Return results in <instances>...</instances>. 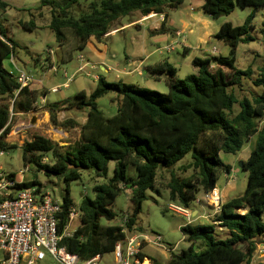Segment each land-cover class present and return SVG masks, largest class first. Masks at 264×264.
I'll return each instance as SVG.
<instances>
[{
  "label": "trees",
  "instance_id": "16d2710c",
  "mask_svg": "<svg viewBox=\"0 0 264 264\" xmlns=\"http://www.w3.org/2000/svg\"><path fill=\"white\" fill-rule=\"evenodd\" d=\"M186 1L41 0L39 6L29 11L32 20L21 25L24 30L34 31L37 29L34 17L49 14L47 27L55 35L63 60H71L72 52L83 51L92 38L102 42L119 19L134 13L168 15ZM203 1V11L212 20L230 15L236 7L264 10V0ZM9 7L0 0V12H6ZM252 18L250 16L243 26L223 24L212 38L229 48L228 56L194 58L192 65L197 69L196 74L179 80L171 64L165 62L149 68L151 74L168 75L165 94L122 82L111 83L99 77L90 94L82 91L60 105H47L54 126L64 129L78 126L72 120L61 122L58 112L62 110L84 111L86 121L74 144L60 146L40 135L26 142L21 148L26 167L32 164L36 173L69 183L80 180L82 171L89 170H93L97 178H105L109 164L115 163L109 184L95 186L94 198L82 200L77 209L79 226L71 237L65 232L70 223V209L75 206L68 192L63 197L61 212L57 215L58 234L62 236L60 246L82 261L112 254L115 245L125 240V234L121 226H102L100 220L112 222L118 218L112 206L123 190L131 192L133 212L126 217L128 232L133 234L148 191L158 194L159 189H166L171 204L190 210L199 193L213 192L220 175L231 173L233 167L226 164L221 155H236L256 137L255 146L244 162V170L248 172L244 194L222 203L212 224L183 226L181 232L190 247L180 254L170 249L168 263L253 264L258 246L264 245V126L259 128L260 123H264V66L254 81L255 86L262 88L259 96L253 101L240 100L233 93L245 78L253 75L251 69L240 71L235 66L238 45L253 41L249 36ZM155 32L163 34V27ZM16 48L8 29L0 22V149L4 152L18 149L15 144L6 142L12 129L11 108L15 114L36 111L38 99L46 96L45 91H35L29 86L21 88L5 67ZM114 93L119 97V108L116 115L108 118L99 109L98 101ZM236 104L240 108L237 113L234 112ZM49 153L54 159L52 164L45 162ZM188 155L191 163L178 166ZM130 167L134 177L128 176ZM188 168L193 170L192 174L182 177V172ZM8 175L17 177L13 173ZM34 187L37 194L44 193L37 178L17 186L18 189ZM144 248L145 241L140 259L145 258ZM152 264L160 263L152 260Z\"/></svg>",
  "mask_w": 264,
  "mask_h": 264
},
{
  "label": "rangeland",
  "instance_id": "374dc122",
  "mask_svg": "<svg viewBox=\"0 0 264 264\" xmlns=\"http://www.w3.org/2000/svg\"><path fill=\"white\" fill-rule=\"evenodd\" d=\"M3 1L9 4L10 7L6 12H0V22L8 29L9 38L17 44L15 54L12 55L11 59L6 60L5 67L9 71L11 70V74L16 76V66L20 72L33 79V84H36L37 87L45 88L46 92H48L46 102L48 101L49 105L53 104L51 102H62L63 100L73 99L75 95L81 91L90 94L96 88L97 79L99 77H103L106 81L111 83L122 82L126 85L163 94L168 92L166 83L167 74L159 73L154 75L148 71L145 73L144 68L147 67L149 62L140 66L141 60L158 48L154 41L155 34L165 35L162 33L157 34L158 32L149 35L147 31L148 24L153 21H158L159 15L148 22L137 23V26L140 25L141 28L136 26L127 27L114 35L108 36L102 42H97L93 38L90 40V43L99 50H107L105 51L107 52V62L105 64L109 65V63L114 64L117 62L118 71L105 73L101 71L99 67H97V70H92L91 67H88L85 72H80L79 68L81 62L78 57L82 56L86 58L85 61L91 60L92 53L90 44L83 51H73L71 60H63L64 55L56 41L55 35L47 27V24L50 22L49 14L45 12L42 18L38 16L34 17L37 24V29L34 31L24 30L21 25V23L32 20L29 11L39 6L40 3L38 4V0ZM187 5H189L188 2ZM168 14L176 20L181 17L188 19L190 15L194 17L197 14L202 15L204 19L202 23L191 25L180 37H177L174 31L173 35H170L169 40L161 44V47L158 48L160 49L166 46L172 47L173 51L171 54L164 52V56H162L158 51L153 55L154 59H152L151 62L155 59L169 61L170 58L176 69V77L179 80L185 79L187 76L193 74L194 66L189 64V59L195 54L200 58L206 57L208 55L206 50L211 47L212 43L217 45L219 52L223 50L225 44L212 38L218 33L223 24L229 23L234 27L243 26L247 22V19L253 16L251 22L252 29L249 32V36L253 41L247 44L240 43L238 45L235 63L238 70L246 71L251 69L253 75L250 78H245L242 85L235 88L234 92H232L238 99L242 100L247 98L250 101H253L256 96L262 93V88L254 84V81H256L259 76V70L264 66V10L262 8L254 9L249 7L240 9L236 7L230 15L220 17L216 20L210 19L201 9L192 11L191 7L185 10L184 7L181 6L177 10L170 11ZM141 17L142 15L139 13L123 17L112 26L111 30H113L114 27L120 28L121 26L138 21ZM190 30H192V33ZM207 34L210 37L209 39H205V35ZM185 39L190 48L188 55L183 54V47L181 44ZM173 40L174 43H170V41ZM50 51L52 52L51 55L49 54ZM128 61H133L134 65L132 67H127ZM124 69L127 71L126 74L122 73ZM139 72H141V74H139ZM88 73H90V76L87 75ZM54 88H60V90L55 93L52 91ZM40 104L41 98L37 101L38 110L17 116L15 115L11 119L12 129L7 136L6 142L15 144L18 149L10 150L0 155V168L7 174H15L19 180L24 182H30L37 178L39 183L43 185V192L49 194L54 201L59 203L62 202L63 197L68 192L75 208L78 209L85 197L94 198L93 189L95 186L109 184V181L114 176L115 163L111 162L109 164L108 174L105 178H97L95 172L89 170L82 171L80 180L69 183L56 177L48 178L42 173H36L35 166L32 164H29V170L21 175L20 172L26 169L22 160L23 151L21 148L26 142L32 140L34 136H44L60 146L74 144L80 138V128L64 129L51 124L50 117L46 114L47 111H45V108L41 107ZM98 107L108 118L116 115L119 108L118 95L114 93L101 98L98 101ZM239 109V106L236 104L234 106V112H239ZM59 120L61 122L66 120L75 121L74 119H69V113L66 117H62V114L59 115ZM263 126L264 123H260L259 128ZM255 143L256 137H253L250 142L244 145L241 152L236 155H221L222 160L226 164H231L233 167L229 177L226 178L221 174L217 183L219 189H224L225 192L228 191L227 196L229 199L243 195L247 188L248 172L244 169H239V164L247 160ZM45 159V162L48 164L54 162L53 156L50 153L46 154ZM190 163L191 156L188 155L178 166H188ZM192 172L193 170L188 168L186 172H182L181 176L188 177ZM128 176H135L132 167L128 169ZM160 183H163L162 179ZM159 186L163 188V184ZM130 197L131 192L127 189L123 190L112 206V210L118 215V218L112 222L101 219V225L120 226L122 222L121 217L131 215L133 212V204ZM199 199L202 201V204L197 202ZM197 201L192 203L191 210H194L195 207H202L206 212H211L213 210L207 205L208 201L204 193H199ZM200 204L203 206H200ZM170 205L171 203L166 189H159L158 194L148 191L146 193V200L142 205V210L137 217L136 229L133 233L137 236H141V242L144 241L145 235L160 238L158 244L150 245L142 250L147 258L155 260L160 264H168V251L170 249L174 250V254H180L183 250H187L188 242L181 232V226L183 224L187 225V221L183 216L170 212ZM193 220L192 218V221ZM195 224L208 226L211 223L209 220H200ZM78 226L79 220L76 218L70 224L68 231L73 232ZM39 264L60 263L46 254V259ZM100 264H116V259L113 254L109 253L102 257Z\"/></svg>",
  "mask_w": 264,
  "mask_h": 264
},
{
  "label": "built area",
  "instance_id": "2783aa9c",
  "mask_svg": "<svg viewBox=\"0 0 264 264\" xmlns=\"http://www.w3.org/2000/svg\"><path fill=\"white\" fill-rule=\"evenodd\" d=\"M160 16L164 22V15ZM181 35V32H176L177 37ZM158 51L161 54L171 53L173 48L166 46ZM212 52L217 53V50L213 48ZM49 54L51 55L52 52L50 51ZM80 62L79 71L85 72L88 66L84 63V58L81 57ZM52 68L54 69L53 66ZM91 69L96 70L97 67L91 66ZM87 75L90 76V73ZM15 78L21 88L33 82L31 77L22 72H19ZM59 90L60 88H57L53 92ZM41 103V107H44V98H41ZM15 115L17 116L11 108V119ZM3 154L4 151L0 149V155ZM28 170L29 167H26L20 174L23 175ZM229 174H225V177L228 178ZM22 182L18 177H10L0 168V264H39L46 259V254L60 264H100L102 259L100 255L82 261L77 255L60 246L62 236L58 234L57 215L61 212V203L54 201L49 194H37L35 187L18 189L17 186ZM205 198L213 208L214 214L219 213L222 205L220 194L214 190L205 194ZM169 211L183 216L187 225L192 224L190 210L171 204ZM76 218L80 221V213L75 207H71L69 226ZM127 222V217H124L120 225L123 229L122 233L125 234V240L118 242L112 253L116 264H152L146 258L140 259L141 236L129 234ZM75 231L70 232L67 229L65 235L71 237ZM156 241L159 243L160 238L156 237Z\"/></svg>",
  "mask_w": 264,
  "mask_h": 264
},
{
  "label": "crops",
  "instance_id": "0c3cea01",
  "mask_svg": "<svg viewBox=\"0 0 264 264\" xmlns=\"http://www.w3.org/2000/svg\"><path fill=\"white\" fill-rule=\"evenodd\" d=\"M40 1L41 0H38V4L40 3ZM187 2L189 3V5H187ZM194 5H196V6H194ZM203 5H204V1L203 0H187L182 5V7H184L185 10H188L189 7H191V10L194 11V10H198V9L203 10ZM192 6H194V7H192ZM139 14H141V13H139ZM163 15L165 17V21L164 22H162L161 16L159 15L158 21L150 22L148 24V26H147V31H148L149 35L154 34L155 31H159L163 27V34H165V35H156L155 34V37H154L155 45H157L158 48L161 47V44H163V43H165L166 41L169 40L170 35H173L174 31L175 32L184 33L185 31L188 30V28L191 25H195L196 23H202V22H204V19H203L202 15H198V14L195 15L194 17L192 15H190L188 17V19H185V17H181L178 20H176L175 18L171 17L169 14L168 15L163 14ZM156 16H157V14H150L148 16L142 15V17L138 21H134V22H132V23H130L128 25L121 26L120 28L114 27L113 30H111L110 33L104 39H106L108 36H111V35H114V34L118 33L119 31H121V30H123V29H125L127 27L136 26L138 28H141L140 25L137 26V23L140 24V23H143V22H148V21L154 19ZM190 32L192 33V30H190ZM206 38L207 39L210 38L208 36V34L205 35V39ZM170 43H174V40L173 41H170ZM89 44H90L91 53H92L91 60H86L87 61L86 62L85 61L86 58H84L82 56H79L78 57L79 60L82 57V58H84V61H85L84 63L88 67H91V66L99 67L100 70L103 71V72H105V73L118 71V63L117 62L114 63V64L109 63V65H106L105 64L107 62V59H106L107 58V55H106L107 52H105V51H107V50L101 51L98 48H96V46H94L92 43L89 42L88 45ZM181 44H182V47H183V54L184 55H188L190 48L187 45L186 39ZM210 44H211V41H210ZM158 48L155 49V51H153V52L149 53L148 55H146L141 60L140 66L143 65V64H145L146 62H149L148 65H147V67L144 68L145 73L148 71L149 68L154 67L156 65H159L160 63H165L166 62L168 64H171L174 67V64H173V62H171L170 58H169V61H167V60H156L155 59V60H153L151 62V60L154 59L153 58L154 53L158 52ZM213 48H215L217 50V53H213L212 52V49ZM206 52L208 53V55L206 57H203L202 59H206V58H209L210 59V58L215 57V56H227L228 53H229V48L225 45V47L223 48V50H221V52H219V50L217 49V45L212 43L211 47H209L208 50H206ZM159 54L162 55V56H164L161 53H159ZM168 54H171V53H168ZM194 58H200V57L197 54H195L192 58L189 59V64L192 65V61H193ZM133 65H134V62L133 61L132 62L131 61H128L127 67H132ZM15 69H16V72H17L15 74H18L20 72V70H18L16 66H15ZM122 73L123 74L124 73L126 74L127 73L126 69H124ZM196 73H197V69L194 68L193 74H196ZM29 87H30V89L35 90V91H43L44 90L46 92L45 88L37 87L36 84H33V83H31L29 85ZM54 89H57V88H54ZM54 89L52 91H54ZM47 95H48V92H46V96L44 97V104H43V106L45 108L44 110L47 111L46 112L47 116L50 117L49 112L47 110V105H49L48 104V101L46 102ZM65 101L66 100H63L62 102H51V103H53V104H59L60 105V104H62ZM41 105H42V103L40 104V106ZM61 108L63 109V106ZM66 112L69 113V119H74L77 122L78 126H76L75 128H80L81 125H83L85 123V121H86V114H85V112H82V111H79V110H76V109H72V110H62V111L58 112V116L62 114V117H66V115H68V113H66ZM17 115H21V114H17ZM80 131H81V128H80ZM229 165L232 166L231 164H229ZM224 176H225V174H224ZM216 191L220 194L222 203H224V202H226V201L229 200V198L227 196L228 195V191L225 192L224 189H219L218 187H217ZM223 191H224V193H223ZM201 204H202V202H201ZM201 204H200V206H203ZM207 205L209 207H211L209 205V203ZM211 209H213V208L211 207ZM190 211H191V216L194 219L192 221L193 222L192 225H196L195 223L198 222V221H200V220H209L210 223L212 224V219L215 216L214 210H212L211 211L212 213H211V212H206L204 210V208H202V207H200V208L199 207H195L194 210H191L190 209ZM185 225L183 224L181 226V228L183 226H185ZM217 228H218V230L221 231V228H219V226ZM144 237H145L144 238V241H145V248L144 249H146L150 245H156V244H158L157 241H156V237H150V236H147V235H145ZM189 247H190V243L187 244V249ZM173 251L174 250H172V252ZM168 252H169V259H168V263H169L170 258H171V252H170V250ZM145 258L152 263V260L149 259V258H147V256H145ZM257 263H263L264 264V245L263 244L258 246V249H257V251L255 253L254 258H253V264H257Z\"/></svg>",
  "mask_w": 264,
  "mask_h": 264
},
{
  "label": "water",
  "instance_id": "95a60500",
  "mask_svg": "<svg viewBox=\"0 0 264 264\" xmlns=\"http://www.w3.org/2000/svg\"><path fill=\"white\" fill-rule=\"evenodd\" d=\"M239 169H244V163H243V162H241V163L239 164Z\"/></svg>",
  "mask_w": 264,
  "mask_h": 264
}]
</instances>
